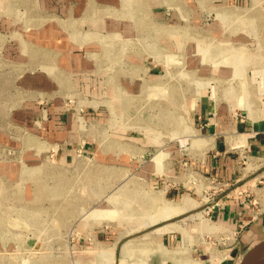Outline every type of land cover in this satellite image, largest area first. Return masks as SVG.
Wrapping results in <instances>:
<instances>
[{
  "label": "rangeland",
  "instance_id": "obj_1",
  "mask_svg": "<svg viewBox=\"0 0 264 264\" xmlns=\"http://www.w3.org/2000/svg\"><path fill=\"white\" fill-rule=\"evenodd\" d=\"M209 3L0 0V264L231 258L240 230L214 216L226 187L201 171L195 108L206 93L264 119V0ZM169 162L197 192L169 202ZM242 167L259 193L264 165Z\"/></svg>",
  "mask_w": 264,
  "mask_h": 264
},
{
  "label": "crops",
  "instance_id": "obj_2",
  "mask_svg": "<svg viewBox=\"0 0 264 264\" xmlns=\"http://www.w3.org/2000/svg\"><path fill=\"white\" fill-rule=\"evenodd\" d=\"M203 1L206 2V0H201V3ZM209 1V4L227 5L233 8L230 4L235 3L237 0ZM159 16L162 17V15ZM200 16L202 15L200 14ZM164 18L163 20L169 23V16ZM201 19L202 17H200ZM167 42L169 43V39H167ZM165 50L169 52V46ZM150 51H153V49L151 48ZM195 117L198 121L196 123L198 125L196 130L206 135V138L209 140L206 153L200 161L203 173L233 182L241 179L246 173L247 167H245V173L242 172L244 171L242 167L243 162L241 161L243 155H247L248 159L252 162L257 161L264 165V119L254 120L248 112L245 115L241 113L231 115V113L222 109L217 113L215 112L213 99L206 93L199 97V103L195 108ZM171 164L169 162V174L176 175V178L181 176L180 181H182V184L165 191L169 202L176 198L183 199L190 195L191 192H197L194 186L183 181V168L177 170L176 168H172ZM152 170H154L153 166ZM151 176H154L158 181L160 180V177L157 178L156 173L153 171ZM259 176L264 178V171L257 175V177ZM262 193L264 194V192ZM213 213L217 221L240 230V243L232 249L231 258L225 260L226 262L223 264H237L246 248H251L264 239V211L258 218L253 219L249 211L242 204L236 202L235 198H231L219 206V208H216ZM163 227L164 225L160 226L156 232L161 235L160 237L163 241L161 243L169 245V241H171L169 232L171 231L161 230ZM181 227L183 228V226Z\"/></svg>",
  "mask_w": 264,
  "mask_h": 264
},
{
  "label": "built area",
  "instance_id": "obj_3",
  "mask_svg": "<svg viewBox=\"0 0 264 264\" xmlns=\"http://www.w3.org/2000/svg\"><path fill=\"white\" fill-rule=\"evenodd\" d=\"M241 160H242L243 164H245V165H247L248 161H250L248 159L247 155H245V156L243 155ZM247 173H251V171L249 170L248 167L246 170V174H244L241 179H237L236 181H233V182L221 180L222 182H220V183H222V185L225 186L226 189L222 190L223 193L220 194L219 200L217 201L216 205H218V206L222 205L224 202H222V204H220V201L223 199L225 200V202L231 198H235L238 200L240 198L239 195H242L240 204L248 206L249 208H251L250 206L253 205L254 208L252 211L254 212V215L252 214V218L256 219L264 211V194L262 193V192H264V190L262 189L259 193H257V190H255L252 186H249V183L253 180V179H250V176H253V173H251L249 175ZM239 189H241L240 193L233 194V193H237L236 191H238ZM251 195L254 196V199L249 200L250 201L249 203H245ZM210 211H211V209H210ZM233 236H234V238H231V237L230 238L233 239V241H234L235 231L233 233Z\"/></svg>",
  "mask_w": 264,
  "mask_h": 264
},
{
  "label": "water",
  "instance_id": "obj_4",
  "mask_svg": "<svg viewBox=\"0 0 264 264\" xmlns=\"http://www.w3.org/2000/svg\"><path fill=\"white\" fill-rule=\"evenodd\" d=\"M237 264H264V239L243 252Z\"/></svg>",
  "mask_w": 264,
  "mask_h": 264
},
{
  "label": "bare ground",
  "instance_id": "obj_5",
  "mask_svg": "<svg viewBox=\"0 0 264 264\" xmlns=\"http://www.w3.org/2000/svg\"><path fill=\"white\" fill-rule=\"evenodd\" d=\"M241 52H243V50H240ZM243 55H238V57H242ZM257 117H255L254 116V119H256ZM247 137V136H246ZM244 141V140H243ZM111 198V197H110ZM169 207V214H172L173 212H181L182 211V209L181 208H176V207H174V203L171 205V206H168ZM176 208V209H175ZM166 214V213H165ZM202 218V217H201ZM199 219V218H198ZM201 221H202V219H201ZM166 226H168V225H166ZM168 227H171L170 226V224H169V226ZM172 228V227H171ZM226 258H227V256H226ZM225 258V259H226ZM225 259H223V260H225Z\"/></svg>",
  "mask_w": 264,
  "mask_h": 264
}]
</instances>
